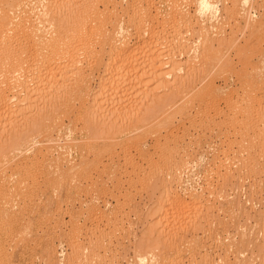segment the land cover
I'll list each match as a JSON object with an SVG mask.
<instances>
[{
	"label": "rangeland",
	"instance_id": "rangeland-1",
	"mask_svg": "<svg viewBox=\"0 0 264 264\" xmlns=\"http://www.w3.org/2000/svg\"><path fill=\"white\" fill-rule=\"evenodd\" d=\"M72 1L76 2V0ZM219 1L221 2L219 5V13H221V16L217 21L214 19V21L212 19V21H206V19L200 16L201 14L198 13L197 0H109V2L108 0H98L99 12L97 14L94 13V10L93 13L88 10L89 12H87L89 15L85 11V14L88 15L86 16L84 14L86 19L90 16L88 20L91 19L92 15L94 18V16L96 17V15L100 13L98 17H100L101 21L104 18V23L108 21L106 26L109 27L110 30H113L114 28L112 27H114L115 24L118 25V22L123 19H125L122 21V23L124 22L123 25L131 28L129 29L131 32H129L130 40H128L130 41V46L134 48L132 50H135L137 53H133V59H130V61L137 60L138 62H136V64L138 63L139 65L134 64L136 66H132V70H130L132 62H127L128 64L122 66V68L126 66L128 71L126 74L121 73V76H123L120 80L122 87L120 84L119 85L122 91L119 96L120 100L116 99V101L118 100V102H120L114 104L116 107L118 103L117 108L114 106L110 107V109L114 108L113 112H115V115H120V113L124 114L126 111L127 114H125V117L123 115H117L121 118L123 117L125 119L128 112L129 116H127L125 121L123 118L120 119L117 117L118 119L113 118V120L118 121L109 120L111 122L113 121L109 124L107 120L103 124L101 120H103V118L104 120L107 119L106 115H104V117L103 114L100 115V113L97 114L96 112L87 115L84 112L83 106H81L83 100H85L84 98L87 97L83 94L85 93L84 89H90L89 87H91L93 88L92 90L90 89L91 92L97 91L99 76L104 73L106 66H108L105 64H111L112 62L111 57L113 55L108 51V45H105L106 49L102 51V53H104L101 55L99 43L106 40L103 38V34L97 33L99 38H96L97 40L95 39L96 42H94V44H96L94 45L96 49L93 51L95 55H88V61H83L84 68L82 67L84 70V78L82 77V79L87 81L90 78L92 81H87L89 82L87 86V82L81 80V78L77 80L71 77L72 79H68L70 83L66 80L65 84L67 86L64 85L65 89L67 87L68 89L70 88L68 91V99L70 102L67 100L68 92L63 91L65 94L61 93L62 96L60 94L55 97V91L50 90V92H46L49 96L46 93L47 96L44 94L45 99L40 96L39 98H41V101L39 98L36 99V103L34 104L35 107L32 106L34 109L31 108L33 110L31 114L28 115L29 117L27 116V122L25 121L26 119L20 120V118H18V120H15L13 114L14 120L12 119L11 121H13L15 125L13 126L12 124V127L8 126L11 125L8 123H12L7 120L10 115H5L0 118V150L8 148L10 142L13 140L21 142V140L26 139L24 142H26V144L29 143L30 141L27 142V138H24L25 134H29L31 138L33 137V140H31L33 142H35V140L41 141L43 138L44 140L52 138L50 142L51 145H58L59 143L62 145L64 144L63 146L66 150L60 148L61 152L69 154V150L72 151L70 152L72 155L69 154L70 157L68 154L62 157L61 161L57 164L58 167L56 165L53 166L57 161L54 162V160L52 163L51 161L48 162L52 157L58 156L59 150H55L57 145L55 149L50 150V153L46 151L45 157L40 155V160L38 158L37 160L35 159V161H33L35 164H33L31 157L33 158L35 155L37 151L36 146H38V144H34V148L28 152L25 151L27 147H24L23 150L25 154L23 151L21 154L19 153L20 151H15V155V152H13L12 155L14 154L16 156H14L15 159H13V156L9 157V155H11L10 152H12L10 151L11 149L9 150L8 148L2 151L4 155L7 152L6 155H8V157L5 158V156L1 154L0 160L1 158L4 159V161H6V159H12L11 161L9 160V162H4L7 166H3L5 169L3 167L0 169V172L3 170L0 176V187H2L0 188L2 193H0V199L2 198V202H0V264H140V261L141 264H264V0H253L251 4L252 8H248L253 14L252 19L255 21L253 25L245 24V13H242L244 9L247 10V8H244L241 0ZM78 2L80 1L78 0L77 3ZM106 2L109 3L107 9L105 7ZM114 2L116 3L115 7L113 6V4L115 5ZM173 3L174 6L172 5ZM81 4L80 2L79 5ZM25 5H22L23 8L21 7V10L18 9L16 10L17 12L14 10L15 12L13 11V13H10H12L13 16L20 14L17 20L19 18L21 19L23 17L21 11L24 12V10L29 9L32 11L34 7V3L33 5H31V3ZM36 6L37 4H35V7ZM76 6H78V4ZM146 9L150 11L151 16H153L152 21L154 19L151 24L153 23L152 25H154V33L156 35H154L152 39L148 38L149 35H147V33L143 37L142 35L139 37L137 35L138 33L136 34L137 30L135 24L139 23L136 21L139 20L138 17L135 16V18L133 16L136 19L134 21L132 19L133 24L129 21L133 18V13L137 15L139 11ZM81 12L84 11L74 12L73 14L68 13L69 15L62 13L63 15H61L62 18L66 19L67 17V19H70H68V22L67 19L61 18L62 23L60 22V24L61 27H64L63 30H66L65 27H67V30L73 27V29H75H72V32L74 31L73 33L75 34L72 33L69 36L70 39L72 38V41L70 40V42H72L70 46L74 44V47H78V44H83L77 34L78 29L76 26H78V24L81 23L80 27H82L85 22V25L92 22L96 24L100 22L97 17L94 18L93 21L92 19L86 21L85 18L83 19L84 15L82 17L78 16V14L82 15ZM90 12L92 14H90ZM114 12L115 14H113ZM233 12H236V15ZM31 13L30 15L33 16L34 12L33 14ZM118 15H120V17H118ZM121 17L122 20H119L118 18ZM32 18H35V16ZM82 19L85 20V22L83 21L84 23H82ZM202 19L204 21H202ZM31 20L36 22L33 19ZM78 20L81 22L78 23ZM16 21L15 23H17ZM103 22L101 25H103ZM63 23H65L64 26ZM131 25L133 27H131ZM207 26L210 27L207 29ZM67 30L66 32L70 34L71 30ZM110 30L109 34L111 33ZM99 32L102 31L99 30ZM206 34L207 36H205ZM111 35H115L114 32L111 33ZM73 36L75 39H73ZM198 36L204 40L206 38L205 42L203 39H200L202 42L200 41L199 43V41H197L199 38ZM149 39L152 42L157 40V42L152 44L153 47H150L151 50L149 47L146 48L147 46L144 44L145 42H143V40L146 41ZM192 42L193 44L196 43L195 47L191 45ZM154 44L155 49H157L155 51H158L160 48L162 53L164 52V57H159L160 60H163L162 62L174 61L177 64H181L185 69L187 68L189 72V77L186 75V78H182L185 83L181 81L180 85H172L176 87V89L173 88L171 90L172 87H170L167 88L169 90L158 92L157 87L159 86V82L157 80L159 76L155 74L160 69L147 68L148 66L149 68L151 67L149 64L150 62L152 66L155 62V59H151L150 56L154 57L158 54L156 52L157 54L150 55L151 53H149L150 56L147 55L148 49L152 52ZM188 44H190L189 46H191V49L187 46ZM197 44H199L198 47L200 48L196 47ZM158 45H161V47ZM139 46H142L140 51ZM192 47L194 49L197 48V50L199 49L198 52H200L196 60L194 59V53L197 50L194 51ZM203 47H206L207 51L206 49L204 50ZM191 52H193L194 56ZM144 53L149 56L151 61H149L150 59ZM162 53L160 52L159 55L162 56ZM253 53L254 55H252ZM144 58H148L149 60L146 59L147 61H145ZM245 58H248V60ZM84 60H86V58H84ZM134 67L137 68L134 69ZM120 69L121 68H119V70ZM223 69L227 70L224 72ZM121 70V72H124L127 69L124 71L123 69ZM150 70H156V73L153 71L155 74H153V72L151 73L156 76L157 80H152L147 84L145 80H148V78L152 76L150 75ZM129 72L130 75H127ZM144 72L147 75H143ZM28 75L29 74H26V79ZM188 79L191 82H189ZM63 80L60 81V84L64 83ZM71 80H75V82ZM212 81L214 84L216 83V86L221 88V93L212 92V95L209 93L211 92L209 90V85L213 83ZM186 82H188V84ZM156 84H158V86ZM248 84L251 85L250 88ZM81 85H83V87ZM206 86L208 88L204 89L206 91L205 94L203 88ZM178 87L180 89H178ZM244 88L246 90H244ZM71 89H73V92H76L72 93L70 91ZM197 94L200 97L197 96ZM208 94L212 98L214 95L215 99L213 100ZM105 96L104 99L108 102L111 101L110 99H113L110 95ZM151 97L154 98L152 99ZM94 98L95 97H93V99ZM159 99L163 102L162 111L153 114L154 116L152 118L150 117V119L147 118L150 122L146 120V122H144L145 125H142L144 123H140L143 127L139 124L142 128L138 127L137 131V125L134 126L136 121H138L139 118V121H144L146 117L150 116L153 111L152 109L156 105L154 100L158 101ZM43 102H48L50 105L46 104L44 106ZM40 103L42 104L40 105ZM102 103H104V101ZM38 104L40 107H38ZM127 105H130V108L132 106V108L130 109ZM136 109H140V113H138ZM16 111L15 108V111L12 112ZM136 111L137 113L134 115ZM58 114L60 116L59 120L56 118V116L59 117ZM55 119L57 121H55ZM120 120H123V122ZM58 121H61V124L63 122L65 125H61L62 128L64 127V130L61 128L60 132L53 128H56V122ZM52 122L55 123L53 124ZM161 127L162 130L160 129ZM43 129L45 131L47 129V131L45 132ZM49 129L53 132H50ZM62 130L64 133L61 132ZM154 130L156 132H154ZM12 131L15 133L13 134ZM41 131L48 135L45 136ZM68 131L72 133L73 139L76 140L71 141V144L66 143L67 141H63ZM21 132H23L22 135ZM59 133H62V136ZM34 134H37L36 139H34ZM56 134H59V136ZM8 136L10 137L8 138ZM40 136H43V138ZM18 138L22 139L20 140ZM59 138L60 142L56 140ZM52 140L55 142H52ZM24 142H22V146H25ZM30 143L28 145H30ZM6 144L7 147L4 148ZM67 144L71 146L69 150L67 149L69 147ZM33 149H36V151ZM67 150L68 152H66ZM56 152L57 154H55ZM18 153L20 157L17 155ZM21 155H24V157L26 155V157L24 158ZM152 155L153 157H151ZM67 156L72 159L70 160L71 163L67 161L69 160ZM19 158L20 161L22 160V167L26 164L24 169L20 167ZM26 158H29L31 161L29 159L28 161ZM41 158L43 160H41ZM63 158L64 162H62ZM226 159H228V161ZM217 160L219 163L221 162L220 172L219 169L217 170V165L214 166V162ZM2 161L3 160L0 162V166L4 164ZM30 162L32 163V167L31 165L30 167L28 166L31 164ZM45 162L49 165L52 164L51 166L48 165L50 169ZM14 163L18 164V168ZM27 163L29 164L27 165ZM39 163L42 165L44 164L43 167ZM72 163L74 167L72 169H67L68 167L66 166ZM9 165L11 168L8 167ZM61 166L66 168H62ZM40 167L41 171H39ZM46 167L49 171L52 167L57 171L54 172L55 170L53 169V173L52 171L49 172L46 170ZM136 167L141 168L137 169ZM6 168L12 169V171ZM59 168L64 169V171H60L61 174L59 172L61 169ZM25 169H27L29 173H31V169L36 172L29 175ZM76 169H78V171H76ZM4 170L6 174L8 172L6 176L2 175L4 174ZM16 171H18L19 174L17 173L16 175ZM13 172L15 173L13 174ZM62 172L65 173L62 175ZM73 172L75 174H73ZM46 173L47 175L51 173V178H48L49 176H47ZM57 173L61 175L58 179L56 177ZM180 173L182 176L179 175ZM53 174L56 178L55 180L52 179V177L54 178ZM8 175H12L10 176L12 179L9 178ZM22 176H25L26 179L28 177L25 181H28L27 183L29 184L25 182V184L22 183L25 188L17 184V181L23 179ZM1 177L3 179L5 177L7 181L3 180V182ZM17 177L18 180H15ZM33 179L36 182H34ZM11 180L14 181L19 188H22L23 191H21L17 185H14ZM8 181L9 184L5 183ZM60 181L62 188L61 185H59ZM3 183L5 187L2 186ZM11 183L15 186L14 188L10 185ZM7 185H10L9 187L11 188ZM57 185L61 188V192L59 193L55 191ZM209 185H213L212 188L208 187ZM16 187L18 189H15ZM206 187H208V190ZM8 188L9 192L14 190L17 195L13 192L11 196V192H7ZM173 194L179 197L178 201L180 203L178 202L166 206V204H170V197H172ZM3 198H5L6 203L9 201V212L5 210L8 208V204H5ZM13 199L16 200L14 201ZM169 199L170 201H168ZM13 201L16 203H13ZM186 204H188L187 206L189 208L186 207ZM95 205L97 207H95ZM100 207L102 209H100ZM93 208H95L94 210H99L95 213ZM165 211H168V215ZM91 214L95 215L91 216ZM15 217L17 218L15 219ZM159 220L160 222H165L166 225L173 223L172 225L176 228V231H173L174 228L170 225L171 228L169 233L171 234L168 233V229L166 232L169 235L165 234V232L163 234L165 224L161 226L162 224ZM175 220L178 221L176 222ZM158 223L161 224L159 225L161 227H158L153 233L150 228L152 225ZM177 229H179V231ZM171 231L177 233L172 234ZM16 244L17 246H15ZM85 246L89 247V250H87V252L85 251L86 253H81L83 250L82 248ZM78 249H81V252L78 251ZM60 250H62L61 252L64 251V253L61 254V252H59ZM138 254L141 256L140 260V257L137 256ZM142 255H144V257ZM142 257L145 258L144 261L146 260V263L143 261Z\"/></svg>",
	"mask_w": 264,
	"mask_h": 264
},
{
	"label": "bare ground",
	"instance_id": "bare-ground-1",
	"mask_svg": "<svg viewBox=\"0 0 264 264\" xmlns=\"http://www.w3.org/2000/svg\"><path fill=\"white\" fill-rule=\"evenodd\" d=\"M77 1L78 0H76V2L74 1H72V0H0V118L1 117H4L5 115H10V117H8L7 118V120H8V122L10 121V122H12V123H8V124H11V125H8V126H12V124H13V126L15 125L14 124V122L13 121H11L12 119H13V114H14V116H15V120H18V118H20V120H25L26 122H27V116L29 115V114H31V111L34 109L32 106H34V104L36 103V99H38L39 98V96L40 97H43V99H45V95L47 94L46 92L47 91H49L50 92V90H54L55 91V93L56 94H54L55 95V97L56 96H59L61 93H64V92H68L69 91V89H68V87L65 89V83H66V80L67 81H69L68 79L69 78H71V77H73V79L74 78H76L77 80H79V78H81V80H83V81H85V82H87V81H89V82H91L92 81V79H88L87 81L85 80V79H82V77L84 76V74H83V72H84V70H83V66H84V64H83V61H88V58H87V56L88 55H91V54H94V52L93 51H95V49H96V47H94V45H96V44H94V42H96V38H99L98 37V34L99 33H101V34H103V38L106 40V41H104V42H102V43H99V45H100V52H101V55L104 53H102V51H105L104 49H106L105 48V45H108V47H109V52H110V54H112L113 56L111 57V64H105V65H108V66H106V69H105V71H104V73L103 74H100V76H99V81H98V83H99V86H98V89H97V91H93V92H91V90L93 89V88H91V87H89L90 89H84V91H85V93H83V94H85L87 97L86 98H84V96H83V98L85 99V100H83V104L81 105V106H83V109H84V112L87 114V115H89L90 113L91 114H93L92 112H96L97 114L98 113H100V115H102L103 114V116L104 115H106L107 117V119H105L104 120V118H103V120H101V122L104 124L107 120L109 121V120H113V118L114 119H118V118H120V119H122L121 117H119V116H121V115H123L124 117H125V114H127V112L125 111H123L124 112V114L122 113H120V115L119 114H117L118 113V111H117V115H119V116H117V115H115V112H113V109H110V107H113L114 106V104L116 103V102H118V100L116 101V99H119V96H120V94H121V91H122V89H121V87H122V84H120L121 82H120V80H121V78L123 77V76H121L122 74L121 73H127V71H128V68L125 66L124 68H122V66H124V65H126V64H128L127 62H129V63H131L132 65H130L131 66V69H130V67H129V69L130 70H132L133 68H132V66H136V65H139L138 63L136 64V62H138L137 60H133V61H130V59L132 60L133 58H132V56H134L133 55V53L135 54V53H137V52H135V50H132V49H134L132 46H130V38H129V34L131 33L130 32V30L129 29H131V28H128V27H126V26H124L123 25V23H122V21L123 20H125V19H123L122 20V17L121 18H118L119 20L121 19L122 21H119L118 22V25H116L115 24V26L114 27H112V28H114L113 30H110V28L109 27H107L106 26V24L108 23V21L106 22V23H104L103 22V19H102V21H101V19H100V17H98V15L100 14H98V15H96V17H97V19L98 20H100V22L99 23H97V24H99V25H97L96 23H94V22H92L93 21V19L94 18H96L95 16H94V18L91 16V19H92V23H90V24H88V25H85V20L87 21L88 20V18L90 17H87V19H86V17H85V15L86 16H88L89 14H88V12L89 11H92V13H93V10H94V13L95 14H97L99 11H98V9H99V5H98V0H79L82 4L81 5H79V3L80 2H78L77 3ZM150 1V0H149ZM242 1V5L244 6V8L246 7L247 8V10L246 9H244V12L242 13V14H244V16H245V20H246V25H253V24H255V21H254V19H252V17H253V14H252V11H250V10H248V8H252L251 7V4L253 3V0H241ZM108 2H109V0H108ZM108 2H106L105 3V7H106V9H107V7L109 6L108 4ZM184 2V1H183ZM192 2V1H191ZM197 7H198V13H200L201 15V17L203 18V19H206V21L207 20H210V21H212L213 19L214 20H216L217 21V19H219V17L221 16V13H219V5L221 4V2L219 1V0H197ZM220 2V3H219ZM30 4L31 3V5H33V3H34V7H33V10L32 11H30V9L29 10H24V12H22L21 11V13H23V17L20 19H18L17 20V17H20V16H18V15H20V14H17V16H13V11L15 10H18V9H20L21 10V7L23 8V6L22 5H25V4ZM111 3V2H110ZM115 3V2H114ZM177 3V2H176ZM187 3V2H186ZM35 4H37V6L35 7ZM78 4V6H76ZM141 4V3H140ZM235 4V3H234ZM173 6H174V3L172 4ZM25 6H28V5H25ZM113 6L115 7L116 6V3H115V5L113 4ZM177 6V5H176ZM29 7V6H28ZM27 7V8H28ZM234 7V6H233ZM232 7V8H233ZM240 7V6H239ZM140 8V7H139ZM142 8V7H141ZM145 8V7H144ZM170 8H172V7H170ZM185 8V7H184ZM242 8V7H241ZM114 9V8H113ZM134 9V8H133ZM234 9V8H233ZM89 10V11H88ZM115 10V9H114ZM121 10V9H120ZM141 10V9H140ZM238 10V9H237ZM242 10H243V8H242ZM14 11V12H15ZM29 11V12H28ZM79 11H84V12H81L82 13V15L80 14H78V16H83L84 14H85V11L87 12V14H85L84 15V17H83V19L85 18V20H81L82 21V23H84V26H82V27H80V20H78V23H80V24H78V26L80 27H78V26H76L77 27V34H78V36H79V39L82 41V43L83 44H81V45H79L78 44V47H74V44H73V46H70L71 44L70 43H72V42H70V40L72 39H70L69 38V36L74 32H72V29L74 28H69L70 30H71V33L69 34L68 32H66V30H67V27H65L66 28V30L64 31L63 29H64V27H61V24H60V22L62 21L61 20V18H62V16L61 15H63L62 13H64V14H68V13H74V12H79ZM171 11V10H170ZM175 11H177V10H175ZM235 11V10H234ZM10 12H12V13H10ZM17 12V11H16ZM32 12V13H31ZM33 12H34V15L33 16H35V18H32L33 16H31L30 15V13L31 14H33ZM110 12H111V10H110ZM186 12V11H185ZM230 12V11H229ZM91 12H90V14H92ZM104 13V12H103ZM107 13V12H106ZM137 13V12H136ZM234 13V12H233ZM236 13V12H235ZM234 13V14H235ZM16 14V13H15ZM94 14V15H95ZM109 14V13H108ZM113 14H115V12L113 13ZM156 14V13H155ZM171 14V13H170ZM176 14V13H175ZM186 14V13H185ZM184 14V15H185ZM69 15V14H68ZM76 15V14H75ZM172 15V14H171ZM227 15H229V14H227ZM236 15V14H235ZM61 16V17H60ZM67 16V15H66ZM77 16V17H78ZM101 16V15H100ZM111 16V15H110ZM112 16H114V15H112ZM121 16H123V15H121ZM136 16V17H138V19L140 20H136L134 17ZM232 16V15H231ZM80 17V18H81ZM118 17H120V15H118ZM132 17L133 18H131V20H129V21H131V24H133L132 23V19H133V21L134 20H136V21H138L139 23H137V24H135V27H136V30H137V32H136V34L140 37V35H142V37L143 36H145V34L147 33V35H149V37L148 38H150V39H152L153 37H154V35H156L155 33H154V25H152L151 24V22H153L154 21V19H153V21H152V17L153 16H151V13H150V11H148L147 9L146 10H142V11H139L138 13H137V15L136 14H134L133 13V15H132ZM173 17V16H172ZM71 18V17H70ZM75 18V17H74ZM102 18V17H101ZM155 18V17H154ZM186 18H187V16H186ZM31 19H33L34 21H36V22H33ZM62 19H65V18H62ZM66 19H67V17H66ZM65 19V20H66ZM69 19V18H68ZM68 19H67V21H68ZM91 19H89V20H91ZM175 19V18H174ZM179 19V18H178ZM202 19V21H204ZM212 19V20H211ZM17 20V21H16ZM65 20H64V22H65ZM70 20V19H69ZM88 20V21H89ZM105 20V19H104ZM111 20V19H110ZM213 20V21H214ZM15 21L17 22V23H15ZM71 21H72V18H71ZM70 21V22H71ZM84 21V22H83ZM135 21V22H136ZM164 21V20H163ZM179 21V20H178ZM188 21V20H187ZM191 21V20H190ZM201 21V22H202ZM221 21H222V19H221ZM69 22V21H68ZM76 22H77V19H76ZM95 22H96V20H95ZM102 22H103V25H101L102 24ZM115 22H117V21H115ZM134 22V23H135ZM169 22V21H168ZM174 22V21H173ZM209 22V21H208ZM62 23V22H61ZM66 23V22H65ZM65 23H63V26L65 25ZM72 23V22H71ZM70 23V24H71ZM89 23V22H88ZM126 23V22H125ZM130 23V22H129ZM211 23V22H210ZM67 24V23H66ZM179 24V23H178ZM184 24V23H183ZM205 24V23H204ZM74 25V24H73ZM111 25V24H110ZM128 25H130V24H128ZM165 25H166V23H165ZM186 25V24H185ZM201 25V24H200ZM207 25V24H206ZM214 25V24H213ZM261 25V24H260ZM68 26H69V24H68ZM72 26V25H71ZM70 26V27H71ZM202 26H203V24H202ZM131 27H133L132 25H131ZM208 27H210V26H207V29H208ZM62 28V29H61ZM107 28H109V29H107ZM176 28V27H175ZM204 28H205V26H204ZM204 28H203V30H204ZM218 28V27H217ZM225 28V27H224ZM200 29H202V28H200ZM259 29V28H258ZM70 30H67V31H70ZM73 30H75V29H73ZM99 30H101L102 32H99ZM109 30L111 31V33H113L114 32V34L115 35H111V33L109 34ZM135 30V31H136ZM206 30V29H205ZM78 31H80V32H78ZM113 31V32H112ZM156 31V30H155ZM177 31V30H176ZM202 31V30H201ZM130 32V33H129ZM164 32V31H163ZM80 33V34H79ZM98 33V34H97ZM201 33H203V32H201ZM68 34V35H67ZM73 34H75V33H73ZM76 34V35H77ZM136 35V36H137ZM158 35V34H157ZM175 35V34H174ZM201 36V35H200ZM200 36H198L199 38H198V40L197 41H199V43H200V41L203 39V38H200ZM205 36H207V34L205 35ZM72 37V36H71ZM131 37V36H130ZM158 37H160V36H158ZM158 37H157V39H158ZM177 37V36H176ZM102 38V39H103ZM161 38V37H160ZM73 39H75L74 38V36H73ZM77 39V38H76ZM96 39V40H95ZM101 39V40H102ZM129 39V40H128ZM142 39V38H141ZM150 39L149 40H143V42H145L144 44H146V46H144V45H142V46H144V47H146V48H150V47H153L152 46V44L154 43V42H157V40H154V42H152V41H150ZM201 39V40H200ZM237 39V38H236ZM78 40V39H77ZM181 40V39H180ZM185 40H186V38H185ZM185 40H181V41H184V42H186ZM204 40V39H203ZM205 40H206V38H205ZM205 40H204V42H205ZM208 40V39H207ZM72 41V40H71ZM180 41V42H181ZM74 42V41H73ZM78 42V41H77ZM202 42V41H201ZM222 42V41H221ZM141 43V42H140ZM183 43V42H182ZM195 43V42H194ZM156 44V43H155ZM155 44H154V48H152L153 50H152V52H150L149 51V49H148V51H147V55H149V53H151L150 55H152V54H155L156 52L158 53H156L157 55L156 56H154V57H152V56H150V58L151 59H155L154 61V64H153V66H152V64H151V62L149 63L150 64V68H149V66L147 67L148 69H160L157 73H156V70H153V71H151L150 70V73L151 72H153V74H155L156 76H159L158 77V80H157V78H156V76L155 75H153L152 73L150 74V75H152L151 76V78L149 77L148 78V80L146 79L145 81H147L146 83L148 84V82H151L152 80H154V81H158L159 82V86H158V84H156L158 87H157V89H158V92L159 91H161V92H163L162 90H169V89H167V88H170V87H172L171 88V90L173 89V88H175L176 89V87H173L172 85H174V84H176V85H174V86H177L178 84L180 85V83H181V81L182 82H184L185 83V81H183V79L182 78H184L186 75L189 77V72H188V70H187V68L185 69L181 64H177L176 62H174V61H169V62H162L163 60L161 59L160 60V58L159 57H161V58H163L164 56H163V53H162V51H161V49L159 50L158 49V51H160L161 53H162V56L161 55H159L160 54V52H158V51H155V50H157V49H155ZM158 44V43H157ZM184 44V43H183ZM191 44V43H190ZM190 44H188L187 46H189ZM196 44V43H195ZM195 44H193V42H192V44L191 45H193L194 47H195ZM208 44V43H207ZM258 44V43H257ZM93 45V46H92ZM179 45V44H178ZM198 45L199 44H197V46L196 47H198ZM201 45V44H200ZM142 46L140 47L139 46V51H140V48H142ZM158 46H160L161 47V45H158ZM181 46V45H180ZM185 46H186V44H185ZM203 46H205V45H203ZM220 46V45H219ZM222 46V45H221ZM135 47V46H134ZM183 47V46H182ZM191 46H189V48H190ZM157 48V47H156ZM198 48H200V47H198ZM204 48V47H203ZM257 48V47H256ZM145 49V48H144ZM191 49V48H190ZM192 49L195 51V50H197V48H193L192 47ZM206 49V47L204 48V50ZM137 50V49H136ZM150 50H151V48H150ZM199 50V49H198ZM198 50L194 53L195 54V58L193 57L194 56V54H193V52H191V54H193V56H191L192 58H194L195 60L199 57L198 55L200 54V52H198ZM217 50V49H216ZM187 51V50H186ZM191 51V50H190ZM189 51V52H190ZM206 51H207V49H206ZM93 52V53H92ZM96 52H98V51H96ZM143 52V51H142ZM216 52V51H215ZM186 53V52H185ZM219 53V52H218ZM99 54V53H98ZM145 54V53H144ZM143 54V55H144ZM190 54V55H191ZM213 54V53H212ZM95 55V54H94ZM146 55V54H145ZM146 55V56H147ZM171 55H173V54H171ZM216 55V54H215ZM214 55V56H215ZM252 55H254V53L252 54ZM83 56H86V57H83ZM92 56V55H91ZM111 56V55H110ZM138 56V55H137ZM136 56V57H137ZM149 56H147L148 58H149ZM198 56V57H197ZM224 56V55H223ZM249 56H250V54H249ZM82 57H83V60H82ZM90 57V56H89ZM94 57V56H93ZM101 57V56H100ZM136 57H134V58H136ZM173 57V56H172ZM172 57H171V59H172ZM84 58H86V60H84ZM95 58V57H94ZM110 58V57H109ZM148 58H144L145 59V61H147L146 59H148ZM149 58V59H150ZM202 58V57H201ZM217 58V57H216ZM137 59V58H136ZM148 59V60H149ZM151 59L149 60V61H151ZM193 59V60H194ZM209 59V58H208ZM222 59V58H221ZM224 59V58H223ZM245 59H247L248 60V58H245ZM141 60V59H140ZM169 60H170V58H169ZM191 60V59H190ZM200 60V59H199ZM207 60V59H206ZM250 60V59H249ZM107 61V60H106ZM105 61V62H106ZM148 61V62H149ZM214 61H216V60H214ZM94 62V61H93ZM108 62V61H107ZM171 62V63H170ZM85 63V62H84ZM147 63V62H146ZM145 63V64H146ZM243 63V62H242ZM134 64H136V65H134ZM142 64V63H141ZM189 64V63H188ZM195 64V63H194ZM197 64V63H196ZM99 65V64H98ZM148 65V64H147ZM155 65V66H154ZM121 66V67H120ZM128 66V65H127ZM191 66V65H190ZM194 66V65H193ZM233 66V65H232ZM250 66V65H249ZM83 67V68H82ZM155 67V68H154ZM235 67V66H234ZM257 67V66H256ZM119 68H121V69H123V71L125 70V69H127L126 71H124V72H121L120 70H119ZM135 68H137V67H134V69ZM190 68V67H189ZM215 68V67H214ZM255 68V67H254ZM91 69V68H90ZM147 69V70H148ZM193 69V68H192ZM246 69V68H245ZM119 70V71H118ZM187 70V71H186ZM224 70V69H223ZM225 70H227V69H225ZM225 70H224V72H225ZM239 70V69H238ZM252 70V69H251ZM193 71H194V69H193ZM198 71V70H197ZM220 71V70H219ZM247 71V70H246ZM250 71V70H249ZM142 72V71H141ZM223 72V71H222ZM239 72V71H238ZM255 72V71H254ZM92 73V72H91ZM213 73H214V71H213ZM26 74H29L28 76H27V79H26ZM144 74H146L145 72L143 73V75ZM158 74V75H157ZM222 74V73H221ZM127 75H130V72H129V74H127ZM147 75V74H146ZM193 75V74H192ZM240 75V74H239ZM86 77H88V76H86ZM127 77V76H126ZM136 77V76H135ZM153 77V78H152ZM154 77H155V79H154ZM216 77V76H215ZM84 78V77H83ZM186 78V77H185ZM201 78V77H200ZM205 78H207V77H205ZM63 79H65V80H63ZM72 79V78H71ZM75 79V80H76ZM125 79V78H124ZM150 79V80H149ZM182 79V80H181ZM61 80H63L64 81V83L63 84H60L61 82ZM75 80L73 81V80H71V81H73V82H75ZM185 80V79H184ZM189 80V79H188ZM204 80V79H203ZM210 80V79H209ZM208 80V81H209ZM82 81V82H83ZM123 81V80H122ZM127 81V80H126ZM208 81H206V82H208ZM79 83H81L80 81H78ZM89 82H87L86 83V85L89 83ZM128 82V81H127ZM144 82V81H143ZM157 82V83H158ZM189 82H191L190 80H189ZM213 82V81H212ZM68 83V82H67ZM69 83H70V81H69ZM72 83V82H71ZM84 83V82H83ZM122 83H124V82H122ZM132 83V82H131ZM153 83V82H152ZM183 83V84H184ZM187 84H188V82H186ZM251 83V82H250ZM58 84H60V85H58ZM65 84V85H64ZM77 84V83H76ZM121 85V87H120V85ZM143 84H145V83H143ZM146 84V85H147ZM216 84V83H215ZM214 84V82L213 83H211L210 85H209V90L211 91V92H209V90H208V92L212 95V92L213 93H216V92H220V91H222V90H220L221 88L220 87H218V86H216ZM63 85H64V87H63ZM71 85V84H70ZM78 85V84H77ZM132 85V84H131ZM193 85V84H192ZM249 85V84H248ZM58 86V87H57ZM67 86V85H66ZM75 86V85H74ZM82 87H83V85H81ZM85 86V85H84ZM88 86V85H87ZM208 86V85H207ZM204 87L203 88V90L204 89H206V88H208V87ZM250 86L251 85H249V88H250ZM32 87V88H31ZM33 87H35V88H33ZM76 87V86H75ZM78 87V86H77ZM133 87V86H132ZM183 87V86H182ZM181 87V88H182ZM73 88V87H72ZM146 88V87H145ZM199 88V87H198ZM68 89V90H67ZM95 89V88H94ZM135 89V88H134ZM178 89H180L179 87H178ZM237 89V88H236ZM66 90V91H65ZM74 90H76V89H74ZM78 90H79V88H78ZM77 90V91H78ZM198 90V89H197ZM243 90V89H242ZM244 90H246L245 88H244ZM264 90V89H263ZM53 91V92H54ZM64 91V92H63ZM72 93H75V92H73V89H71L70 90ZM83 91V90H82ZM193 91V90H192ZM206 91L204 90V93H205ZM246 92V91H245ZM46 93V94H45ZM81 93V92H80ZM123 93V92H122ZM146 93V92H145ZM184 93V92H183ZM182 93V94H183ZM221 93V92H220ZM45 94V95H44ZM65 94V93H64ZM63 94V95H64ZM202 94V93H201ZM206 94V93H205ZM44 95V96H43ZM48 96H49V94H47ZM46 95V96H47ZM53 95V96H54ZM71 95V94H70ZM105 95H110V97H112L113 99H110L109 101L110 102H108V101H106L105 99H104V96ZM209 95V94H208ZM61 96H62V94H61ZM66 96V95H65ZM185 96V95H184ZM194 96H195V94H194ZM197 96H199L198 94H197ZM196 96V97H197ZM210 96V95H209ZM208 96V97H209ZM216 96H217V94H216ZM228 96V95H227ZM52 97V96H51ZM93 97H95L94 99H93ZM106 97V96H105ZM107 97H109V96H107ZM109 97V98H110ZM149 97V96H148ZM200 97V96H199ZM211 97V96H210ZM220 97V96H219ZM219 97H218V99H219ZM241 97V96H240ZM254 97V96H253ZM69 92H68V97H67V100L69 101ZM81 98V97H80ZM152 98V97H151ZM154 98V97H153ZM152 98V99H153ZM189 98V97H188ZM194 98V97H193ZM212 98V97H211ZM225 98V97H224ZM41 98H39V100H40ZM53 99V98H52ZM182 99V98H181ZM201 99V98H200ZM213 100L215 99V97H214V95H213V98H212ZM217 99V98H216ZM39 100H38V102H39ZM120 100V99H119ZM136 100V99H135ZM203 100H204V98H203ZM225 100V99H224ZM41 101V100H40ZM44 101V100H43ZM104 101V103H102ZM137 101V100H136ZM155 102H156V105H155V103H154V108L152 109L153 111H152V114L150 115V116H148V117H146L145 118V120L143 121V120H141V121H139V119H138V121H136V123H135V125L133 124V123H131V124H133L134 126H136L135 128L137 129V131H138V127H141L142 125H145V123L144 122H146V120L148 121V119H150V117L152 118L154 115L153 114H157V113H159L160 111H162V109H163V102L159 99L158 101H156V100H154ZM185 101V100H184ZM205 101V100H204ZM220 101V100H219ZM46 102V101H45ZM70 102V101H69ZM120 102V101H119ZM118 102V103H119ZM200 102V101H199ZM215 102H218V101H215ZM44 103V102H43ZM49 103H51V102H49ZM117 103V104H118ZM179 103V102H178ZM186 103V102H185ZM192 103H193V101H192ZM42 103H40V105H41ZM46 104H48V102L47 103H44V106L46 105ZM54 104V103H53ZM117 104H116V107L115 108H117ZM212 104V103H211ZM233 104V103H232ZM236 104V103H235ZM15 105V106H14ZM48 105H50V104H48ZM131 105V104H130ZM130 105H127L128 107L130 106ZM193 105V104H192ZM65 106V105H64ZM137 106V105H136ZM35 107V106H34ZM38 107H40L39 106V104H38ZM42 107V106H41ZM128 107H127V109H128ZM139 107V106H138ZM178 107V106H177ZM191 107V106H190ZM15 108H16V112H12V111H15ZM31 108H33V109H31ZM130 108V107H129ZM131 108H132V106H131ZM130 108V109H131ZM175 108V107H174ZM252 108V107H251ZM36 109V108H35ZM39 109V108H38ZM171 109V108H170ZM112 110V111H111ZM122 110V109H121ZM125 110H126V106H125ZM137 111H138V113H140L139 111H140V109H136ZM180 110V109H179ZM37 111V110H36ZM52 111H53V108H52ZM131 111V110H130ZM137 111L134 113V115H136V113H137ZM45 112V111H44ZM233 112V111H232ZM33 113V112H32ZM40 113V112H39ZM54 113H56V112H54ZM95 113V114H96ZM132 114H133V111H132ZM210 114V113H209ZM248 114V113H247ZM56 115V114H55ZM62 115V114H61ZM139 115V114H138ZM137 115V116H138ZM246 115V114H245ZM12 116V117H11ZM58 116H59V114H58ZM77 116V115H76ZM91 116V115H90ZM127 116H129V112H128V115H126V118H127ZM190 116V115H189ZM26 117V118H25ZM29 117V116H28ZM99 117H101V116H99ZM105 117V116H104ZM116 117V118H115ZM118 117V118H117ZM136 117V116H135ZM140 117V116H139ZM234 117V116H233ZM17 118V119H16ZM56 118L59 120L60 119V116L59 117H57L56 116ZM126 118L124 119V121L126 120ZM137 118V117H136ZM148 118V119H147ZM62 119V118H61ZM86 119V118H85ZM166 119V118H165ZM172 119H174V118H172ZM1 120V119H0ZM14 120V119H13ZM31 120V119H30ZM63 120V119H62ZM72 120V119H71ZM136 120V119H135ZM54 121V120H53ZM55 121H57L56 119H55ZM113 121H118V120H113ZM112 121V122H113ZM121 121V120H120ZM61 121H58V122H56V128L55 127H53L54 129H57V131L58 132H60V130H61V125L63 124V122H62V124L60 123ZM71 122V121H70ZM110 122L111 121H109V124H110ZM111 122V123H112ZM121 122H123V120L121 121ZM148 122H150V121H148ZM221 122V121H220ZM242 122V121H241ZM25 123V122H24ZM53 123V122H52ZM55 123V122H54ZM53 123V124H54ZM65 123V122H64ZM119 123V122H118ZM140 123H144V124H140ZM207 123V122H206ZM257 123V122H256ZM16 124H18V123H16ZM52 124V125H53ZM141 126H140V125ZM148 124V123H147ZM151 124V123H150ZM184 124V123H183ZM6 125V124H5ZM64 125V124H63ZM62 125V126H63ZM68 125H70V124H68ZM108 125V124H107ZM239 125V124H238ZM242 125V124H241ZM12 126V127H13ZM65 126V125H64ZM105 126V125H104ZM110 126V125H109ZM113 126V125H112ZM126 126V125H125ZM190 126V125H189ZM35 127V126H34ZM45 127V126H44ZM131 127V126H130ZM143 127V126H142ZM141 127V128H142ZM167 127H168V125H167ZM22 128V127H21ZM51 128V127H50ZM64 128V127H63ZM62 128V129H63ZM68 128V127H67ZM71 128V127H70ZM135 128H133V129H135ZM169 128V127H168ZM3 129H4V127H3ZM2 129V130H3ZM20 129V128H19ZM54 129H52V130H54ZM73 129V128H72ZM110 129H112V128H110ZM161 130H162V127L160 128ZM1 130V131H2ZM5 130V129H4ZM44 130V129H43ZM64 130V129H63ZM61 131V132H63L64 133V131ZM70 130V129H69ZM141 130V129H140ZM156 130V129H155ZM154 130V132H156ZM163 130H164V128H163ZM167 130V129H166ZM250 130V129H249ZM253 130V129H252ZM9 131V130H8ZM45 131V130H44ZM46 131H47V129H46ZM45 131V132H46ZM49 131L50 132H53V131H51L50 129H49ZM48 131V132H49ZM108 131V130H107ZM112 131V130H111ZM157 131H158V129H157ZM7 132V131H6ZM39 132V131H38ZM42 132V131H41ZM49 132V133H50ZM55 132V131H54ZM133 132V131H132ZM151 132V131H150ZM12 133L14 134L15 132L14 131H12ZM12 133H10V134H12ZM42 133H44V132H42ZM236 133V132H235ZM18 134H19V131H18ZM23 134V132H21V135ZM39 134H40V132H39ZM38 134V135H39ZM45 134V133H44ZM60 134V133H59ZM59 134L57 135V136H59ZM16 135H17V133H16ZM33 135V134H32ZM35 135V138L34 139H36V135L37 134H34ZM48 135V134H47ZM46 134H45V136H47ZM52 135V134H51ZM61 136H62V133L60 134ZM73 135H74V133H73ZM113 135V134H112ZM168 135V134H167ZM227 135V134H226ZM254 135V134H253ZM25 137L24 138H27V142L28 141H30V142H32V143H30V145H28L29 143H27L26 144V142H24V140L26 141V139H23V140H21L20 138H18V139H20L21 140V142L20 141H16V140H13V141H11L10 142V144H9V150L10 151H12V152H10V154L11 155H9V157H11V156H13V159H15L14 158V156L16 155V152L17 151H20L19 153L21 154L22 153V151L24 152V147L26 148V150L25 151H30L32 148H34V146L36 145V144H38V146H36L37 147V151H36V149H33L34 151H36V153H35V155L33 156V158L31 157V160H32V162L33 161H35V159L37 160V158L39 159V156L40 155H42V156H46V151H48V153H50V150H52V149H55V146L57 145V144H55V145H51V139L52 138H50V139H48V140H44V138H43V136H40V137H42L43 138V140H41V141H36L35 140V142H33V141H31V140H33L31 137H30V135L29 134H25L24 135ZM64 136V135H63ZM92 136V135H91ZM10 136H8V138H9ZM31 139H30V138ZM52 137V136H51ZM115 137V136H114ZM67 138V139H66ZM66 138L63 140L64 142H66V143H70L71 144V141H73L74 139H73V137H72V133L71 132H69L68 131V133H66ZM111 138V137H110ZM137 138V137H136ZM156 138V137H155ZM45 139H47V138H45ZM62 139V138H61ZM53 140H54V138H53ZM52 140V142H55V141H53ZM56 140H60V138L59 139H56ZM87 140H89V139H87ZM108 140V139H107ZM134 140V139H133ZM10 141V140H9ZM58 141H56V142H58ZM74 141H76V140H74ZM142 141V140H141ZM171 141V140H170ZM237 141V140H236ZM0 142H1V140H0ZM19 142V143H18ZM22 142H24L25 144V146H22ZM60 142V141H59ZM64 142H62V143H64ZM86 142V141H85ZM140 142V141H139ZM84 143V142H83ZM123 143H125V142H123ZM164 143H166V142H164ZM239 143V142H238ZM245 143V142H244ZM35 144V145H34ZM69 144V145H70ZM88 144V143H87ZM140 144V143H139ZM143 144V143H142ZM199 144V143H198ZM232 144V143H231ZM236 144V143H235ZM28 145V146H27ZM64 145V144H63ZM61 143H59L58 145H57V148L55 149V150H59L58 151V156L56 155L55 156V154H57V152L54 154V156L55 157H52V155H51V159H49V161L48 162H50L51 161V163H52V161H54V162H56L57 161V163H55L53 166H57V164L61 161V159H62V157L65 155V154H68V153H64V152H61V149L60 148H63V150H66L65 148H64V146H63ZM68 144H67V146H69ZM185 145V144H184ZM5 146V145H4ZM3 146V147H4ZM66 146V145H65ZM119 146V145H118ZM175 146V145H174ZM194 146V145H193ZM7 147V144H6V146L4 147V148H6ZM22 147V148H21ZM70 147L71 146H69L67 149L69 150L70 149ZM114 147V146H113ZM247 147V146H246ZM8 148H6V149H8ZM155 148H157V147H155ZM162 148V147H161ZM170 148V147H169ZM222 148V147H221ZM244 148V147H243ZM6 149H2V150H0V155L2 154V151H4V150H6ZM83 149V148H82ZM137 149V148H136ZM163 149H164V147H163ZM173 149V148H172ZM68 150L66 151V152H68ZM97 150V149H96ZM106 150H107V148H106ZM157 150V149H156ZM159 150V149H158ZM16 151V152H15ZM83 151V150H82ZM142 151V150H141ZM13 152H15V155L13 154L12 155V153ZM33 152V151H32ZM52 152H55V151H52ZM59 152H61V153H59ZM70 152H72L71 150H69V154H71ZM129 152V151H128ZM152 152V151H151ZM174 152V151H173ZM217 152V151H216ZM244 152V151H243ZM19 153L17 154L19 157H20V155H19ZM112 153V152H111ZM226 153H228V152H226ZM6 154H7V152H6ZM4 155V153L2 154V155H4L5 156V158L6 157H8V155ZM9 154V153H8ZM24 154H25V152H24ZM31 154V153H30ZM29 154V155H30ZM68 154V155H69ZM117 154V153H116ZM131 154V153H130ZM143 154V153H142ZM157 154V153H156ZM166 154V153H165ZM27 155V154H26ZM26 155H25V157H26ZM72 155V154H71ZM141 155V154H140ZM162 155V154H161ZM219 155V154H218ZM17 156V157H18ZM21 156H23L24 157V155H21ZM41 156V157H42ZM66 156V155H65ZM64 156V157H65ZM1 157V156H0ZM16 157V156H15ZM24 157V158H25ZM29 157V156H28ZM47 157H48V155H47ZM69 157H70V155H69ZM68 156H67V158H69ZM73 157V156H72ZM82 157V156H81ZM128 157V156H127ZM151 157H153V155L151 156ZM158 157V156H157ZM166 157V156H165ZM165 157H163V158H165ZM228 157V156H227ZM22 158V157H21ZM43 158V157H42ZM41 158V160H43ZM142 158V157H141ZM12 159V158H11ZM11 159H6V161H4V159H2L1 158V160H3L2 162L4 163V162H9V160L11 161ZM27 160L29 159V158H26ZM147 159V158H146ZM167 159V158H166ZM172 159V158H171ZM218 159V158H217ZM1 160H0V162H1ZM24 160V159H23ZM30 160V159H29ZM28 160V161H29ZM30 160V161H31ZM40 160V159H39ZM70 160H72V159H70L69 158V160H67V161H69L70 162ZM113 160H114V158H113ZM198 160V159H197ZM227 161H228V159H226ZM22 161V160H21ZM20 161V158H19V163H20V165L22 164V162ZM26 161V160H25ZM66 161V160H65ZM74 161V160H73ZM132 161V160H131ZM170 161V160H169ZM184 161V160H183ZM221 161V160H220ZM225 161V160H224ZM224 161H223V164H224ZM230 161V160H229ZM39 162V161H38ZM53 162V163H54ZM62 162H64V158H63V161ZM68 162V163H69ZM146 162H148V161H146ZM150 162H151V160H150ZM187 162V161H186ZM226 162V161H225ZM11 163V162H10ZM17 163H18V160H17ZM18 163V164H19ZM25 163V162H24ZM31 163V162H30ZM37 163V162H36ZM46 164H47V162H45ZM67 163V162H66ZM71 163V162H70ZM170 163V162H169ZM183 163V162H182ZM189 163V162H188ZM221 163V162H220ZM220 163L218 162V160L217 161H215L214 162V166L215 165H217V170L219 169V172H220ZM228 163V162H227ZM233 163V162H232ZM18 164H16V163H14V165L15 166H17ZM29 163H27V165H28ZM33 164H35V162H33ZM40 164V163H39ZM153 164V163H152ZM226 164V163H225ZM12 165V164H11ZM25 166L24 167H26V164H24ZM30 165H31V167H32V163L31 164H29L28 166L30 167ZM40 165H42V164H40ZM44 165V164H43ZM43 165H42V167H43ZM48 165L49 164H47V167H48ZM52 164H50L49 166H51ZM64 165V164H63ZM86 165V164H85ZM171 165V164H170ZM3 166H6V164L4 163V164H2V166H0L1 168L0 169H2V167ZM14 166V167H15ZM66 166V165H65ZM172 166V165H171ZM186 166V165H185ZM7 167V166H6ZM9 168H11L10 167V165L8 166ZM20 167H22V165L20 166ZM24 167H22L23 169H24ZM29 167H27V168H29ZM38 167V166H37ZM46 167V168H47ZM58 167V166H57ZM56 167V168H57ZM62 168L64 167V166H61ZM66 167H68L67 169H72L73 167H74V165H73V163L72 164H70L69 166L67 165ZM66 167H64V168H66ZM149 167V166H148ZM4 168V167H3ZM9 168H6V169H9ZM13 168V167H12ZM17 168H18V166H17ZM49 168V167H48ZM48 168L46 169V170H48ZM62 168H59V169H61V170H59V172L60 171H64V169H62ZM137 168V167H136ZM141 168V167H140ZM140 168H137V169H140ZM167 168V167H166ZM216 168V167H215ZM223 168V167H222ZM5 169V168H4ZM15 169H16V167H15ZM38 169V168H37ZM50 169V168H49ZM54 169V167H52L51 168V170L50 171H52ZM58 169V168H57ZM80 169V168H79ZM84 169V168H83ZM142 169H144V168H142ZM210 169V168H209ZM9 170H11L12 171V169H9ZM18 170V169H17ZM26 171H27V169H25ZM55 170V169H54ZM125 170V169H124ZM123 170V171H124ZM213 170V169H212ZM13 171H14V169H13ZM24 171V170H23ZM39 171H41V167H40V170ZM39 171H37V172H39ZM43 171V170H42ZM49 171V170H48ZM47 171V172H48ZM49 171V172H50ZM57 170H55L54 172H56ZM66 171V170H65ZM72 171V170H71ZM76 171H78V169H76ZM75 171V172H76ZM101 171V170H100ZM135 171V170H134ZM139 171V170H138ZM187 171V170H186ZM214 171V170H213ZM228 171V170H227ZM20 172V171H19ZM28 172V174L30 175V174H34L35 172H34V170L33 169H31L30 170V172L31 173H29V171H27ZM26 172V173H27ZM67 172H69V171H67ZM97 172V171H96ZM104 172V171H103ZM128 172V171H127ZM154 172V171H153ZM210 172H211V169H210ZM1 173H3V170H2V172H0V176H1ZM15 172H13V174H14ZM17 173H18V171H16V175H17ZM25 173V174H26ZM42 173V172H41ZM52 173H53V171H52ZM63 173H65V172H62V175H63ZM131 173V172H130ZM143 173V172H142ZM155 173V172H154ZM7 174H8V172H7ZM6 173H5V170H4V174H2V175H4V176H6L7 175ZM10 174V173H9ZM12 174V175H13ZM19 174V173H18ZM38 174V173H37ZM60 174H61V172H60ZM72 174V173H71ZM73 174H75L74 172H73ZM77 174V173H76ZM79 174V173H78ZM111 174V173H110ZM12 175H10V176H12ZM15 175V176H16ZM23 175V174H22ZM39 175V174H38ZM37 175V176H38ZM46 175H47V173H46ZM56 175V174H55ZM179 175H181V173L179 174ZM9 175H8V177L9 178H11ZM14 176V175H13ZM28 176V175H27ZM35 176H36V174H35ZM47 176H49L48 178H51V173L49 174L48 173V175ZM53 176H54V174H53ZM61 175H59L58 173H57V175H56V177H57V179L60 177ZM74 176V175H73ZM85 176V175H84ZM87 176V175H86ZM95 176V175H94ZM137 176V175H136ZM182 176V175H181ZM20 177V176H19ZM23 177V176H22ZM29 177V176H28ZM28 177H27V179H28ZM31 177V176H30ZM75 177V176H74ZM79 177V176H78ZM2 178V177H1ZM47 178V179H48ZM70 178H72V177H70ZM181 178V177H180ZM12 179V178H11ZM14 179V178H13ZM23 179H24V181H23ZM23 179H20L19 181H17V184H19V185H22V183H26V184H29V183H27L25 180H27L26 179V177L24 176L23 177ZM34 179H38V178H34ZM33 179V180H34ZM52 179L53 180H55L56 178H55V176H54V178L52 177ZM132 179V178H131ZM1 180V179H0ZM7 181L6 180V178L4 177V179L2 178V181ZM15 180H18V177H17V179H15ZM32 180V181H33ZM61 180V179H60ZM66 180V179H65ZM87 180V179H86ZM90 180V179H89ZM3 181V182H4ZM12 181V180H11ZM31 181V182H32ZM58 181V180H57ZM63 181V180H62ZM74 181V180H73ZM93 181V180H92ZM179 181V180H178ZM1 182V181H0ZM13 183H14V185H17L14 181H12ZM34 182H36L35 180H34ZM52 182V181H51ZM71 182H72V179H71ZM78 182V181H77ZM207 182V181H206ZM5 183H7V184H9V181L8 182H5ZM24 183V184H25ZM39 183V182H38ZM44 183V182H43ZM50 183V182H49ZM1 184V183H0ZM4 184V183H3ZM2 184V186H4L5 187V184L3 185ZM32 184H35V183H32ZM57 184V183H56ZM210 184V183H209ZM10 185H12V183L10 184ZM10 185H7L8 187L10 186ZM14 185H12V187L14 188L15 186ZM59 185H61V188H62V184H61V181L59 182ZM1 186V185H0ZM23 186V185H22ZM29 186V185H28ZM37 186V185H36ZM104 186V185H103ZM201 186V185H200ZM212 186L213 185H209L208 187H210V188H212ZM17 187L19 188V186L17 185ZM15 188V189H18V188ZM24 188H25V186H23ZM34 187V186H33ZM53 187H54V185H53ZM108 187V186H107ZM208 187H206L207 188V190H208ZM0 188H2V187H0ZM9 188H11V187H9ZM9 188L7 189L8 191V193H10L9 192ZM30 188V187H29ZM28 188V189H29ZM46 188V187H45ZM60 188V186H56L55 187V191H57L58 193L59 192H61V189ZM79 188V187H78ZM84 188V187H83ZM109 188V187H108ZM19 189H21V191H23L22 190V188H19ZM38 189V188H37ZM36 189V190H37ZM201 189V188H200ZM203 189H204V187H203ZM203 189H201V190H203ZM206 190V189H205ZM104 191V190H103ZM204 191V190H203ZM4 192V191H3ZM14 192V190H12V192L10 193L11 194V196H12V193ZM36 192V191H35ZM107 192H108V190H107ZM113 192V191H112ZM121 192V191H120ZM0 193H1V191H0ZM7 193V194H8ZM16 195H17V193L16 192H14ZM21 193V192H20ZM23 193V192H22ZM55 193V192H54ZM101 193V192H100ZM2 194V193H1ZM9 194V195H10ZM19 194V193H18ZM28 194V193H27ZM31 194V193H30ZM37 194V193H36ZM104 194H105V192H104ZM123 194V193H122ZM178 194V193H177ZM9 195H6V196H9ZM15 195V196H16ZM53 195H56V194H53ZM118 195V194H117ZM194 195V194H193ZM202 195H203V192H202ZM3 196H4V194H3ZM10 196V197H11ZM14 196V197H15ZM36 196V195H35ZM59 196V195H58ZM13 197V198H14ZM7 198H9V197H7ZM17 198V197H16ZM2 199V198H1ZM1 199H0V202H2L1 201ZM4 199V201H5V204H8L9 203V201H8V203H6V200H5V198H3ZM170 199H171V202H170V204H166V206H170V205H173V204H176V203H178L179 201V197L177 196V195H174L173 194V196L172 197H170ZM170 199L168 200V201H170ZM14 200V199H13ZM16 200V199H15ZM14 200V201H15ZM96 200V199H95ZM4 201H3V203H4ZM13 201V203H16V202H14ZM25 201V200H24ZM167 201V202H168ZM37 202V201H36ZM57 202H58V200H57ZM188 202H190V201H188ZM199 202H200V200H199ZM62 203V202H61ZM180 203V202H179ZM187 203V202H186ZM5 204H3V205H5ZM67 204V203H66ZM104 204V203H103ZM108 204V203H107ZM199 204V203H198ZM202 204V203H201ZM200 204V205H201ZM1 205V204H0ZM59 205H61V204H59ZM58 205V206H59ZM94 205V204H93ZM162 205V204H161ZM188 204H186V207H188L187 206ZM21 206V205H20ZM71 206V205H70ZM196 206H198V205H196ZM8 208H6L5 210H8V212H9V208H10V206H9V204H8V206H7ZM13 207V206H12ZM95 207H97L96 205H95ZM105 207H106V205H105ZM173 207V206H172ZM199 207V206H198ZM202 207V206H201ZM4 208H5V206H4ZM171 208V207H170ZM170 208H168V209H170ZM189 208V207H188ZM21 209V208H20ZM38 209V208H37ZM58 209H59V207H58ZM57 209V210H58ZM95 208H93V210H94ZM100 209H102L101 207H100ZM194 209V208H193ZM203 209V208H202ZM24 210V209H23ZM61 210V209H60ZM66 210V209H65ZM99 210V209H98ZM98 210H94L95 211V213L98 211ZM90 211V210H89ZM92 211V210H91ZM94 211H93V213H94ZM1 212V211H0ZM12 212V211H11ZM27 212V211H26ZM165 212H167L166 214L168 215V211H165ZM200 212V211H199ZM35 213V212H34ZM92 213V212H91ZM100 213H101V210H100ZM40 214V213H39ZM165 214V215H166ZM6 215V214H5ZM17 215V214H16ZM47 215V214H46ZM93 215H95V214H93ZM92 214H91V216H93ZM10 216V215H9ZM22 216V215H21ZM54 216V215H53ZM97 216V215H96ZM195 216V215H194ZM14 217V216H13ZM17 217H15V219H16ZM105 218V217H104ZM39 219V218H38ZM159 219V218H158ZM165 219V218H164ZM164 219H162V220H164ZM98 220V219H97ZM185 220V219H184ZM115 221V220H114ZM176 222L178 221V220H175ZM10 222V221H9ZM47 222V221H46ZM108 222V221H107ZM159 222H160V220H159ZM180 222V221H179ZM162 225H161V224ZM160 223H158V224H156V225H152L151 226V231L154 233V230L156 231L157 229H158V227H161V226H163L164 224V227H165V229L163 230V234H164V232H165V234H167V229H168V233L170 232V228H171V226H172V228H174V226L172 225V224H170V225H166V223L165 222H160ZM168 224V223H167ZM177 224V223H176ZM2 225V224H1ZM4 225H5V223H4ZM23 225H24V223H23ZM122 225V224H121ZM159 225H161V226H159ZM7 227V226H6ZM164 227H162V228H164ZM24 229V228H23ZM28 229V228H27ZM72 229H74V228H72ZM91 229V228H90ZM97 229V228H96ZM176 228H174V230L173 231H176L175 230ZM75 230V229H74ZM161 230V229H160ZM178 231H179V229H177ZM9 231H11V230H9ZM81 231V230H80ZM25 232V231H24ZM72 232H73V230H72ZM172 232V231H171ZM10 233V232H9ZM106 233V232H105ZM177 232H175V233H173L172 232V234H176ZM6 234V233H5ZM18 234V233H17ZM23 234H25V233H23ZM169 234H171V233H169ZM169 234H167V235H169ZM19 235V234H18ZM182 235V234H181ZM84 236V235H83ZM162 236V235H161ZM171 236H173V235H171ZM177 236V235H176ZM10 238V237H9ZM17 238V237H16ZM21 238H22V235H21ZM32 238V237H31ZM175 238V237H174ZM69 239V238H68ZM100 239V238H99ZM23 240V239H22ZM41 240V239H40ZM172 240V239H171ZM179 240H181V239H179ZM216 240V239H215ZM13 241V240H12ZM17 241V240H16ZM61 241V240H60ZM176 241V240H175ZM178 241V240H177ZM5 242V241H4ZM21 243V242H20ZM178 243V242H177ZM27 245V244H26ZM15 246H17V244L15 245ZM84 246V245H83ZM90 246V245H89ZM10 247V246H9ZM74 248V247H73ZM82 248V247H81ZM83 250H82V252L78 249V251H80L81 253H86L87 252V250H89V247H87V246H85V247H83L82 248ZM62 250H60L59 252H61ZM84 251V252H83ZM86 251V252H85ZM7 252H8V250H7ZM76 252H77V250H76ZM58 253V252H57ZM62 253H64V251L63 252H61V254ZM94 253V252H93ZM141 253V252H140ZM142 254V253H141ZM5 255H6V253H5ZM100 255V254H99ZM98 255V256H99ZM145 255V254H144ZM144 255H142L143 257H144ZM2 256V255H1ZM73 256H74V254H73ZM79 256H81V255H79ZM137 256H139L140 258H139V260L141 259V256H140V254H138ZM5 257V256H4ZM92 257V256H91ZM142 257V259H143V261H144V259L145 258H143ZM181 257V256H180ZM75 258V257H74ZM111 258V257H110ZM138 258V257H137ZM71 259V258H70ZM80 259V258H79ZM85 259H86V256H85ZM9 260H11V259H9ZM87 260V259H86ZM7 261V260H6ZM142 261V262H143ZM146 261V260H145ZM144 261V262H145ZM101 262V261H100ZM130 262V261H129ZM2 263H3V261H2ZM8 263V262H7ZM114 263V262H113ZM146 263V262H145ZM132 264V263H131ZM134 264V263H133ZM140 264H141V261H140Z\"/></svg>",
	"mask_w": 264,
	"mask_h": 264
}]
</instances>
